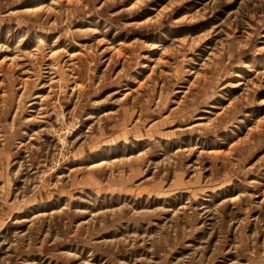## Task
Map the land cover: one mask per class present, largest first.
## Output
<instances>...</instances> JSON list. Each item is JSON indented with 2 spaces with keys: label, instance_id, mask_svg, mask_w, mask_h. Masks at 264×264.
<instances>
[{
  "label": "rangeland",
  "instance_id": "obj_1",
  "mask_svg": "<svg viewBox=\"0 0 264 264\" xmlns=\"http://www.w3.org/2000/svg\"><path fill=\"white\" fill-rule=\"evenodd\" d=\"M0 264H264V0H0Z\"/></svg>",
  "mask_w": 264,
  "mask_h": 264
}]
</instances>
